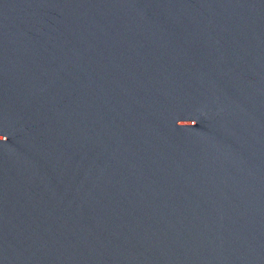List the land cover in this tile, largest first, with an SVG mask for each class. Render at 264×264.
I'll list each match as a JSON object with an SVG mask.
<instances>
[{"label":"water","instance_id":"water-1","mask_svg":"<svg viewBox=\"0 0 264 264\" xmlns=\"http://www.w3.org/2000/svg\"><path fill=\"white\" fill-rule=\"evenodd\" d=\"M0 264H264V0H0Z\"/></svg>","mask_w":264,"mask_h":264}]
</instances>
